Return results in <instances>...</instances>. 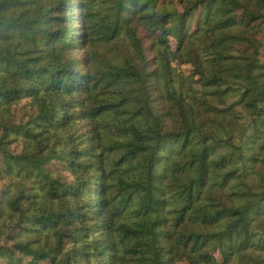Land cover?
Instances as JSON below:
<instances>
[{
	"label": "trees",
	"instance_id": "16d2710c",
	"mask_svg": "<svg viewBox=\"0 0 264 264\" xmlns=\"http://www.w3.org/2000/svg\"><path fill=\"white\" fill-rule=\"evenodd\" d=\"M145 262L264 264V0H0V264Z\"/></svg>",
	"mask_w": 264,
	"mask_h": 264
},
{
	"label": "rangeland",
	"instance_id": "374dc122",
	"mask_svg": "<svg viewBox=\"0 0 264 264\" xmlns=\"http://www.w3.org/2000/svg\"><path fill=\"white\" fill-rule=\"evenodd\" d=\"M76 1H78V0H74V3H76ZM82 161L83 162H87V163H91V161L84 155V157L82 158ZM113 196V193L111 192V193H109V199L111 198ZM145 223H146V221H145ZM149 241H150V238H149V236L148 235H145L144 236V243H142V244H138V245H136V246H134L135 248H140V249H143V248H145V246L149 243ZM144 264H148L147 262H145Z\"/></svg>",
	"mask_w": 264,
	"mask_h": 264
}]
</instances>
